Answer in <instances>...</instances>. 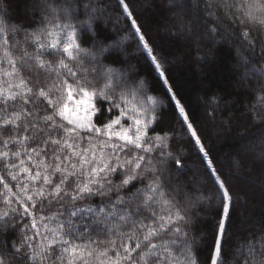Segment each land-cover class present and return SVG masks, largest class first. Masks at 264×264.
<instances>
[{
    "label": "snow or ice",
    "instance_id": "6c2138e0",
    "mask_svg": "<svg viewBox=\"0 0 264 264\" xmlns=\"http://www.w3.org/2000/svg\"><path fill=\"white\" fill-rule=\"evenodd\" d=\"M153 3L168 9V33L197 54L209 39L244 46V79L261 82L243 115L262 135L258 149L246 143L231 166L247 167L251 151L264 161V0ZM115 7L32 0L21 17L14 0H0V264H202L193 229L214 201L219 219L204 264H264V221L237 232L239 201L173 91L165 58L129 0ZM109 24L124 33L119 40L98 38V26ZM130 40L173 103L204 164L201 175L173 176L169 166L184 174L188 157L173 150L175 130L160 128L164 106L128 59ZM211 103L219 106L216 97ZM221 127L226 133L229 125Z\"/></svg>",
    "mask_w": 264,
    "mask_h": 264
},
{
    "label": "trees",
    "instance_id": "16d2710c",
    "mask_svg": "<svg viewBox=\"0 0 264 264\" xmlns=\"http://www.w3.org/2000/svg\"><path fill=\"white\" fill-rule=\"evenodd\" d=\"M129 2L134 14L143 24L146 38L150 40L157 53L165 58L166 72L171 81L175 82L173 91L177 93V98H182L181 103L189 112L194 127L202 138L206 139L211 155L216 158L219 172L223 174L222 178L231 185L234 200H238L239 196L244 198L246 191L250 194L245 204L238 202L232 212L237 232L242 231L251 221H264V174H262L264 161L256 151H251L247 155V167L236 169L231 166L237 158V153L245 148L246 143L256 145L258 149L262 135V130L243 115L245 105L254 102L250 89L261 82L255 75L251 79H244L246 66L243 58L248 55L244 46L228 39H221L220 43H213L209 39L201 43L197 54L194 48L186 46L183 38L176 39L168 33L165 20L168 14L167 8L153 3V0H129ZM111 3L115 11L119 12L115 7V0H111ZM31 6L32 0H14L15 11L21 17L26 7ZM110 29L111 24L109 29L98 26V38L116 41L124 35L122 31L114 32ZM260 35L257 33V36ZM124 47L128 49V59L137 64L141 74L149 82L151 94L155 95L164 106L160 128L165 131L175 130L177 141L173 142V150L188 157V167L185 168L184 174L176 172L174 166H169L173 176L184 181L193 174L201 175L204 164L187 131L178 123L174 105L168 99L159 77L152 71L135 40L128 41ZM259 47L264 48V39L261 40ZM198 55L203 59H198ZM253 63L256 68L262 66L258 61H250L248 67ZM213 97L219 100L218 107L211 103ZM97 106H100L99 103ZM210 112H213L214 118L209 115ZM94 122L100 123L98 117H94ZM222 124L229 125L226 133L222 131ZM227 172H239L245 180L228 175ZM219 207V201H214L212 207L204 209L203 219L198 221L193 229V234L201 241L198 259L202 264L207 261V246L211 245L213 240L214 225L219 219L216 214ZM90 264H99V262L93 260Z\"/></svg>",
    "mask_w": 264,
    "mask_h": 264
},
{
    "label": "rangeland",
    "instance_id": "374dc122",
    "mask_svg": "<svg viewBox=\"0 0 264 264\" xmlns=\"http://www.w3.org/2000/svg\"><path fill=\"white\" fill-rule=\"evenodd\" d=\"M158 101H159V100H158ZM159 103L162 104L160 101H159ZM93 120H94V118H93ZM227 173H228V175L236 176L237 178H239V179H241V180L244 179V178L242 177V175H240L239 172H238V173H237V172H227ZM244 180H245V179H244ZM244 195H246L244 198H242L241 196L238 197L239 202L242 203V204H245L246 199H248V198L250 197V194H249L248 191H246V192L244 193Z\"/></svg>",
    "mask_w": 264,
    "mask_h": 264
}]
</instances>
